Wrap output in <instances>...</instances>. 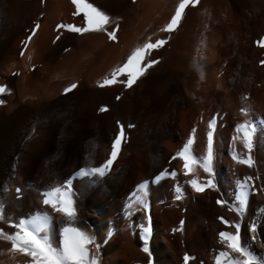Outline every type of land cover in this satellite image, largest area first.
Segmentation results:
<instances>
[{"label": "bare ground", "instance_id": "1", "mask_svg": "<svg viewBox=\"0 0 264 264\" xmlns=\"http://www.w3.org/2000/svg\"><path fill=\"white\" fill-rule=\"evenodd\" d=\"M88 2L110 17L104 30L58 28L85 26L72 0H0V86L7 88L0 95V202L10 218L0 228L12 233L10 223L47 212L49 240L61 246L67 218L43 203V193L71 180L73 226L97 238L100 247L89 245V256L97 260L99 249L101 264H184L185 255L189 264H216L227 250L219 233L234 232L224 220L240 223L242 244L264 256V0H199L171 32L163 29L180 0ZM161 39L166 43L145 57L157 63L131 87L126 74L101 86L135 49ZM213 118L210 175L200 161ZM245 120L258 125L250 153L235 139ZM121 126L125 136L111 170L77 177L109 158ZM193 129L197 163L185 174L179 153ZM248 155L252 167L238 162ZM248 177L253 187L241 216L231 209L238 182ZM193 179H213L216 187L197 192ZM145 181L146 192L138 191ZM11 248L0 236V264H30Z\"/></svg>", "mask_w": 264, "mask_h": 264}, {"label": "snow or ice", "instance_id": "2", "mask_svg": "<svg viewBox=\"0 0 264 264\" xmlns=\"http://www.w3.org/2000/svg\"><path fill=\"white\" fill-rule=\"evenodd\" d=\"M72 3L76 6L77 15L83 14L85 26L77 27L75 25H59L58 28H66L74 33H85L89 31H102L104 27L110 23V17L102 11L100 8L94 6L93 3H89L88 0H72ZM199 3V0H180L174 15L170 22L163 29L164 31L171 32L179 25L184 11L188 6H195ZM39 28V25H36ZM35 32H33V35ZM110 39L115 40V32L109 33ZM31 39V37H29ZM166 43L165 40H157L155 43L148 42L142 47H139L133 51L128 57L127 62L117 68L111 76V79H105L102 87L105 85H111L118 82V77L121 75H127L126 86L131 87L136 81L144 75L147 69L151 68L157 61L152 60L145 63V57L151 50L163 46ZM261 47H264V42L261 43ZM23 55V53H21ZM264 63V62H262ZM76 85L73 84L71 88L65 89L66 92L71 91ZM7 91L6 87L0 86V95ZM4 101L0 100V104ZM101 111H107L106 108H101ZM241 113L245 116L248 115V111L245 108H241ZM215 118L209 122L210 131L207 133V153L206 156L200 161V166L206 173L210 175L213 172V132L215 130ZM258 125L249 120H245L236 127L238 133H242V136L235 139H242L245 148L248 152H251L253 146V138L256 134ZM124 127H120V131L111 143V151L109 158L106 159L100 166L85 167L80 169L76 176H104L111 170V166L117 159L120 151L122 141L124 140ZM195 129H193V136L187 141L183 150L179 153V156L184 159L185 174H190L194 171L192 165L197 163V159L190 155V148L194 142ZM233 159H237L234 155ZM239 163L253 166V159L251 155H248L246 159H240ZM169 174L175 175V173H161V176ZM160 179V176L156 177L152 182L155 183ZM252 177L246 178L243 182H238V191L235 195L236 207L231 210H235L239 215L243 216L246 206L248 204L250 189L253 185L250 184ZM192 187L197 192H204L206 189L215 188L216 185L213 179H208L205 183L201 184L198 179L190 181ZM149 182L138 185V191L146 192ZM72 181L68 180L62 182L59 186H52L48 191L43 193V203L50 206L55 212L62 214L67 218V224L62 228V245L54 247L49 240L48 230L52 222V218L47 212H40L29 219H19L15 223H10V226L15 229L12 233H7L3 228H0V236H3L6 240L10 241L12 248L10 251L19 252L27 255L31 258L30 264H97V260L89 256L88 246L94 243V238L87 232L81 230L79 227L73 226L76 217L77 210L75 207V193L72 190ZM17 193L21 192L20 188H16ZM179 192V189H177ZM180 196H177L179 199ZM136 202L143 203L147 208V203L140 196L136 197ZM218 204L223 205L226 201L218 200ZM131 207V205H129ZM264 214V210H262ZM223 219V218H221ZM0 221L8 222L10 218L7 216L4 204L0 202ZM225 224H230L234 228V232L221 231L219 237L226 244V251H221L219 257L223 259H217L216 264H264V256H258L250 250V246L242 244L241 238V225L240 223L231 224V222L224 220ZM259 222L254 220L249 230L253 233L257 232ZM144 248L145 252L149 251L148 238L151 233L150 224L144 227ZM255 239V237H253ZM99 248V245H97ZM232 254H236L233 256ZM190 257L185 255L183 257L184 264H189Z\"/></svg>", "mask_w": 264, "mask_h": 264}, {"label": "rangeland", "instance_id": "3", "mask_svg": "<svg viewBox=\"0 0 264 264\" xmlns=\"http://www.w3.org/2000/svg\"><path fill=\"white\" fill-rule=\"evenodd\" d=\"M94 238V244L96 245H99L100 247V244L99 243H96L97 242V238L96 237H93ZM97 264H101V254H100V250L98 249V255H97Z\"/></svg>", "mask_w": 264, "mask_h": 264}]
</instances>
